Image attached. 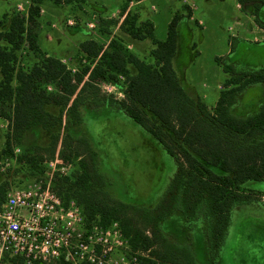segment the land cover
Here are the masks:
<instances>
[{"label":"trees","instance_id":"trees-1","mask_svg":"<svg viewBox=\"0 0 264 264\" xmlns=\"http://www.w3.org/2000/svg\"><path fill=\"white\" fill-rule=\"evenodd\" d=\"M122 1L123 13L129 3L143 0ZM31 2L35 7L27 19L12 14L0 19V118H9L13 124L12 138L3 139L2 158L12 155V140L22 151L19 166L35 174L34 180L44 173V157L51 161L57 155L62 162H72L74 167L65 176L55 175L52 189L64 203L75 201L86 223L106 227L118 222L132 252L145 254L139 264H223L235 215L250 212L255 199L264 196V71L234 68L224 64L225 58H215L226 79L209 112L198 96L181 86L175 70L185 20L181 11L173 14L164 40L155 37L150 21L129 11L119 26L109 22V29L102 31L107 38L113 36L106 48L92 40L79 45L86 64L79 61L78 72L72 74L59 58L41 51L31 30L45 2L60 5L62 0ZM238 3L264 25L260 22L264 1ZM185 17L189 20V14ZM127 41L149 42V61L127 52ZM238 42H230L228 55ZM30 53L33 62L17 67V60L30 59ZM84 76L87 81L82 82ZM98 82L112 83L123 91L124 101L108 103L175 161L177 169L168 191L154 207L117 198L89 141L76 137L83 112L97 107ZM49 85L53 93L47 92ZM251 88L261 93L257 102L248 105L244 100ZM52 103L60 107L57 116L48 109ZM63 116L64 128L70 127L73 137L60 140L52 132L48 146L37 147L34 153L24 147L33 130L40 127L50 132ZM5 180L0 177V202L10 183L23 188L33 181ZM16 264L24 262L18 259Z\"/></svg>","mask_w":264,"mask_h":264},{"label":"rangeland","instance_id":"rangeland-1","mask_svg":"<svg viewBox=\"0 0 264 264\" xmlns=\"http://www.w3.org/2000/svg\"><path fill=\"white\" fill-rule=\"evenodd\" d=\"M23 1L25 0H0V19L4 14H12V17L17 16L20 20L27 19L35 6L31 0H28L30 6L27 9V16L19 17L16 4L23 3ZM168 1L146 0L142 4L154 22L155 37L158 40L165 39L167 23L172 17L173 9H169ZM191 1L197 3L198 10L195 16L203 18L204 26L203 30H200L193 24L190 25L191 38L182 33L179 56L175 60V70L181 86L187 93L194 97L198 96L207 106L208 111L212 112L220 91L224 89L226 79L222 64L217 63L215 58L224 56L221 58H225L224 64H230L234 68L264 71V43L252 44L247 35L245 40L238 42L232 53L228 55L231 36L228 28L233 27L235 19L243 18V13L236 8L237 1L209 0L210 3L204 0ZM181 3L180 11L187 22L188 18L186 19L185 16L188 15V11L182 0ZM122 6V0H70L69 2L62 0L60 5L45 2L31 30L36 35L37 44L42 52L59 58L60 61H66L68 67L78 72L79 61L81 65L86 64L80 53L79 45L86 40H92L106 48L113 36L107 38V33L102 34V31L109 29V22H114L117 26L122 23L127 14L126 11L122 13ZM151 6L156 8V14L150 13ZM131 12L139 16L140 20H144L141 12ZM260 22H264V13L260 16ZM6 27L7 23L4 29ZM192 43L196 45V50H194L195 46L191 45ZM125 49L149 61L151 49L149 42L134 45L128 42ZM32 58L31 53L30 59L21 57L17 60V67L29 66L33 62ZM118 80L121 82L123 78L119 77ZM85 81L87 78L84 80L83 77L82 82ZM100 83L102 82L95 84L97 88ZM114 86L123 93L118 86ZM47 92H54L50 85L47 86ZM260 93L259 88L249 89L244 102L248 105L257 102ZM110 99L113 102H121L125 100V97L114 99L112 94H103L99 90L96 98L97 107L90 106L86 112H83L84 121L81 127H75L77 135L75 136L85 137L89 141L91 149L98 156L101 172L111 184L110 191L117 198L154 207L168 191L169 182L177 169L175 161L165 155L139 127L131 123L122 111H118L116 105H110L108 103ZM48 109L56 116L60 112V107L53 103ZM66 120L63 116L61 123L50 132L40 127L33 130L25 139L24 147L30 148L29 150L34 153L37 147L48 146L52 132L57 133L60 140L66 136L70 139L74 136V132L70 130V127L64 128ZM8 121H10L9 118H0V124H6ZM8 128L7 126L5 130L0 131V152L3 149V139L9 135L7 134ZM12 145L13 149L17 148L19 152L15 156L12 154L6 158H2L0 154V164H10L9 168L4 171L0 170V177L4 179L6 177L8 180L11 175L12 181L21 182L34 180L35 174L19 166L17 160L22 153L21 148L13 141ZM60 148L61 143L59 142L57 150L59 151ZM48 163L49 161L44 157L41 163L44 171L48 170ZM63 165L67 168L65 175L74 167L72 162H63ZM263 207L264 196L257 197L255 203L250 206V212L235 215L234 225L230 228L231 238L224 248L223 264H264V212H256L264 209Z\"/></svg>","mask_w":264,"mask_h":264},{"label":"built area","instance_id":"built-area-1","mask_svg":"<svg viewBox=\"0 0 264 264\" xmlns=\"http://www.w3.org/2000/svg\"><path fill=\"white\" fill-rule=\"evenodd\" d=\"M183 4L189 20L196 22L197 5L188 0H183ZM28 6V0L16 4L19 17L27 16ZM236 8L241 11V4L237 3ZM228 32L231 39L236 38L233 27ZM248 35L252 44L264 43V26L252 22ZM61 63L72 74L77 72L66 61ZM98 88L103 94H112L114 99H124V93L112 84L102 82ZM7 126V134L12 138V120L0 124V131ZM10 147L15 156L19 149H13L12 140ZM9 165L0 164V170ZM48 166L41 177L23 188L11 183L7 186L5 198L0 202V264H16L18 259L24 264H139V258L145 254L132 252L118 222L106 227L88 224L75 201L64 203L52 189L55 175H65L67 169L57 155ZM8 181H12L11 175Z\"/></svg>","mask_w":264,"mask_h":264},{"label":"crops","instance_id":"crops-1","mask_svg":"<svg viewBox=\"0 0 264 264\" xmlns=\"http://www.w3.org/2000/svg\"><path fill=\"white\" fill-rule=\"evenodd\" d=\"M146 0H143L141 2H131L129 3L128 7H127V10H126V13L129 12V11H137V12H141V15L144 16V20H148L150 21L152 24H153V28H154V35H155V25H154V22L152 21V19H150L149 15H148V12L145 10V8L142 7V4L145 2ZM192 3H195L194 1H191V0H188ZM237 3H238V0H236ZM169 3V9H173L172 11V16L174 13L176 12H180V4L181 3V0H169L168 1ZM183 2V0H182ZM204 2L206 3H210L209 0H204ZM177 4H179V6H177ZM197 5V3H195ZM183 6V5H181ZM242 6V5H241ZM157 10L154 6H151L150 7V13H154L156 14ZM241 12L243 13V18H239V19H235L234 20V23H233V30L234 32L236 33V38H233L231 39L232 37H230L229 39V45H230V42L233 41V40H238V41H242V39L245 40V36L248 35V33L250 32L251 30V26H252V22L256 23V18L254 15H252L251 13H248L246 14L245 10H243V7L241 9ZM145 13V15H144ZM250 14V15H249ZM183 15V14H182ZM185 15V14H184ZM172 18V17H171ZM194 18L196 20V22H192L190 20H188L187 22L183 19L182 23H181V31L182 33L186 34V35H189V37L191 38L192 37V31L190 29V25H194L195 27H197L198 29L200 30H203V26H204V20L202 17H197L195 16L194 14ZM264 23V22H263ZM262 23V24H263ZM169 23H167V26H168ZM257 24V23H256ZM258 25V24H257ZM261 26V25H260ZM264 26V25H263ZM166 37V36H165ZM245 42V41H244ZM191 45H195V44H191ZM195 50H196V45H195ZM196 55H198V53H196ZM179 56V55H178ZM177 56V57H178ZM176 57V59H177ZM224 56H220V57H217V58H223ZM175 59V60H176Z\"/></svg>","mask_w":264,"mask_h":264}]
</instances>
